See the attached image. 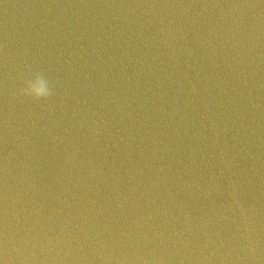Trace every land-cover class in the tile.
Masks as SVG:
<instances>
[{
    "label": "water",
    "instance_id": "water-1",
    "mask_svg": "<svg viewBox=\"0 0 264 264\" xmlns=\"http://www.w3.org/2000/svg\"><path fill=\"white\" fill-rule=\"evenodd\" d=\"M0 264H264V0H0Z\"/></svg>",
    "mask_w": 264,
    "mask_h": 264
},
{
    "label": "clouds",
    "instance_id": "clouds-1",
    "mask_svg": "<svg viewBox=\"0 0 264 264\" xmlns=\"http://www.w3.org/2000/svg\"><path fill=\"white\" fill-rule=\"evenodd\" d=\"M22 93L33 100L40 101L47 100L52 95V89L44 75L37 74L33 79L27 81Z\"/></svg>",
    "mask_w": 264,
    "mask_h": 264
}]
</instances>
